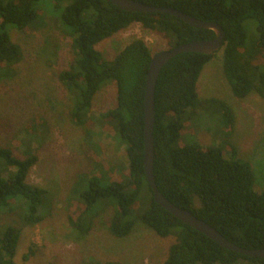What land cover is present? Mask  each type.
<instances>
[{
	"label": "trees",
	"instance_id": "16d2710c",
	"mask_svg": "<svg viewBox=\"0 0 264 264\" xmlns=\"http://www.w3.org/2000/svg\"><path fill=\"white\" fill-rule=\"evenodd\" d=\"M40 1L43 0H0V68H5L7 77L16 72V66L23 59L21 45L12 39L8 28L12 25L28 32L42 27L45 20L35 8ZM139 1L172 6L202 20L221 24L226 32L223 67L234 94L244 98L256 92L264 97V0ZM63 6L64 22L75 36L73 63L59 73L76 102L71 108V119L74 124L85 127L88 135L93 131L91 136L95 135L96 127L105 130L106 121L111 123L118 139L126 145L128 158V165L122 167L125 169L123 180L105 184L101 178L90 179L88 188L79 195L86 208L76 219L70 217L72 226L80 232H88L94 219L115 204L108 225L113 236L127 237L142 224L160 237H176L163 264H264V258L222 247L154 199L144 169L145 93L153 55L141 38L133 39L112 59L97 48L101 41L134 23L174 38L175 46L212 39L215 31L192 26L169 13L125 10L112 0H66ZM250 19L257 22L259 36L256 46L251 47L244 28V22ZM215 53H180L160 72L155 94L156 182L171 201L192 211L229 240L251 249L264 248V189L255 187L252 164L238 158L233 144L230 155L222 144H179L186 119L192 117L201 103L199 78ZM111 83L116 84L117 105L97 115L92 111L95 97L101 88ZM224 118L229 134L233 133L236 117L231 107L224 108ZM48 129L46 120L38 116L32 119L25 132L30 130L28 133L33 137L23 140V156L17 155L11 146H0L3 162L0 208L12 211L22 207L24 219L33 224L44 219L53 200L45 186L28 180L39 160L34 140L41 139L39 136ZM41 131L43 133L38 135ZM98 166H101L100 160L94 165ZM21 234L22 228L13 225H8L0 234V264H15ZM104 264L125 263L109 260Z\"/></svg>",
	"mask_w": 264,
	"mask_h": 264
},
{
	"label": "rangeland",
	"instance_id": "374dc122",
	"mask_svg": "<svg viewBox=\"0 0 264 264\" xmlns=\"http://www.w3.org/2000/svg\"><path fill=\"white\" fill-rule=\"evenodd\" d=\"M64 3L43 0L36 4L39 17L45 20L42 27L28 32L12 25L8 28L12 39L21 45L23 59L8 77L5 68H0V146H11L17 155L23 156V140L31 137L30 130L25 132L29 123L37 116L47 121L48 131L39 132L38 135L43 133L41 139L34 140L39 160L28 180L45 186L53 200L44 219L34 224L24 219L22 207L12 211L0 208V234L8 225L22 228L15 264H104L109 260L163 264L176 237H160L142 224L127 237L113 236L108 225L115 204L94 219L88 232H80L70 223V217L76 219L86 208L79 195L88 188L90 179L101 178L105 184L123 180L122 167L128 165V158L126 145L118 139L111 123L106 121L105 130L96 127L91 136L93 131L88 135L85 127L71 119V108L76 102L59 78V73L68 69L76 56L75 36L62 16ZM244 28L247 44L256 46L257 22L247 20ZM135 38L144 39L152 55L175 47L174 38L134 23L101 41L97 48L112 59ZM198 94L201 103L186 119L179 144H222L227 155L232 153L233 144L238 158L252 164L255 187L264 189V97L256 92L244 98L234 94L224 71L222 49L205 65L198 81ZM116 105L117 88L111 83L97 93L92 111L98 115ZM227 106L236 117L231 134L224 118ZM35 125L36 122L31 127ZM98 160L101 166L94 167ZM2 170L0 159V173ZM137 207L140 209V204Z\"/></svg>",
	"mask_w": 264,
	"mask_h": 264
},
{
	"label": "water",
	"instance_id": "95a60500",
	"mask_svg": "<svg viewBox=\"0 0 264 264\" xmlns=\"http://www.w3.org/2000/svg\"><path fill=\"white\" fill-rule=\"evenodd\" d=\"M112 2L122 9L129 11L144 12H164L179 17L192 26L212 29L215 31V37L208 40H196L175 46L168 50H162L152 56L146 83L145 93V112H144V169L146 178L154 192V199L165 209L173 213L186 224L204 233L215 240L222 247L236 251L243 255L264 258V248H247L236 244L225 237L217 228L199 218L192 211L182 208L166 197L159 189L155 171V144H154V126L156 122V86L162 68L173 57L184 52H200L213 54L224 47L226 32L223 26L215 21H205L194 17L184 11L172 7L149 4L139 0H112Z\"/></svg>",
	"mask_w": 264,
	"mask_h": 264
}]
</instances>
